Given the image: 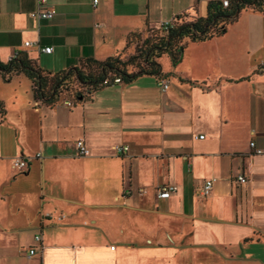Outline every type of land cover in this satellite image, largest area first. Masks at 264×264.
<instances>
[{
  "label": "crops",
  "instance_id": "obj_1",
  "mask_svg": "<svg viewBox=\"0 0 264 264\" xmlns=\"http://www.w3.org/2000/svg\"><path fill=\"white\" fill-rule=\"evenodd\" d=\"M39 1L0 0V62L24 52L52 73L105 62L220 0H46L52 20L32 16ZM158 62L159 76L70 108L0 74V264H264V14L244 11L225 35ZM165 185L178 191L158 199Z\"/></svg>",
  "mask_w": 264,
  "mask_h": 264
},
{
  "label": "trees",
  "instance_id": "obj_2",
  "mask_svg": "<svg viewBox=\"0 0 264 264\" xmlns=\"http://www.w3.org/2000/svg\"><path fill=\"white\" fill-rule=\"evenodd\" d=\"M247 10L264 14V0H230L227 8L220 1L213 2L206 18L182 16L158 29L135 34L122 53L105 62L87 59L76 67L52 73L42 70L28 53L20 52L8 63L0 62V74L6 82L15 76H26L32 82L35 100L45 106L53 108L62 100L83 104L100 89L118 84L115 79H120V84H131L144 75L159 76V59L170 55L177 62L189 43L225 35ZM131 46L135 47V55L127 60L125 55ZM0 113L4 116L1 105Z\"/></svg>",
  "mask_w": 264,
  "mask_h": 264
},
{
  "label": "built area",
  "instance_id": "obj_3",
  "mask_svg": "<svg viewBox=\"0 0 264 264\" xmlns=\"http://www.w3.org/2000/svg\"><path fill=\"white\" fill-rule=\"evenodd\" d=\"M220 2L222 3V6L225 8L230 6V0H220ZM39 3H40V6H39L38 10L33 12L32 16L36 19L52 20L56 15V11L53 8H48V9L41 8L43 5L46 4V0H40ZM99 3H100V0H93L94 6H97ZM168 24L169 23H167L166 25H168ZM26 45L30 46V43L28 42ZM42 51L44 53H51L52 48H44ZM263 67H264V64H263ZM115 83L120 84L121 80L115 79ZM158 84L164 92L169 89V81L167 78H159ZM61 103L64 104L65 106L69 107V108L74 106V102L71 100H63ZM251 146L254 147L255 143H252ZM77 148L79 150V156H87L89 154V150L86 147L84 141H82V140L78 141L77 142ZM117 151H118V153L123 154L124 152L128 151V148L124 147V146H119V147H117ZM27 166H28V162L23 157L18 158L14 162V168L18 171L24 170ZM237 181L241 184H244L247 182V179L244 176H240V177H238ZM214 183H215V180L206 181L205 184L203 185V187L197 191V195L200 197L209 196L213 190ZM177 191H178V188L176 186L165 185V186L158 187L156 190V194H157L158 199H168L173 194L177 193ZM41 240H42V238L40 235L36 236L37 242H41ZM35 254H36V250L31 249L30 256H33Z\"/></svg>",
  "mask_w": 264,
  "mask_h": 264
},
{
  "label": "rangeland",
  "instance_id": "obj_4",
  "mask_svg": "<svg viewBox=\"0 0 264 264\" xmlns=\"http://www.w3.org/2000/svg\"><path fill=\"white\" fill-rule=\"evenodd\" d=\"M133 47L131 46V49L130 50H127L126 55H125V59L128 60L130 57H133L135 55V53L133 51V49H135V47L134 48Z\"/></svg>",
  "mask_w": 264,
  "mask_h": 264
}]
</instances>
